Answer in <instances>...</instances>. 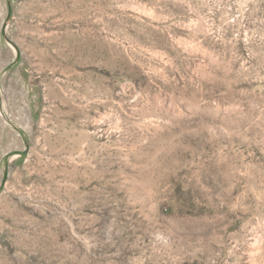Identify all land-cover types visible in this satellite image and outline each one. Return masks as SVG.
<instances>
[{
  "label": "rangeland",
  "instance_id": "374dc122",
  "mask_svg": "<svg viewBox=\"0 0 264 264\" xmlns=\"http://www.w3.org/2000/svg\"><path fill=\"white\" fill-rule=\"evenodd\" d=\"M0 264H264V0H0Z\"/></svg>",
  "mask_w": 264,
  "mask_h": 264
}]
</instances>
